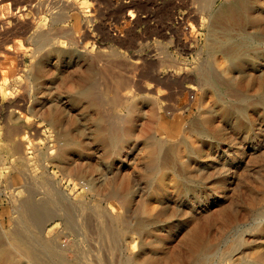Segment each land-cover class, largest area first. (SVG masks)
Segmentation results:
<instances>
[{"label":"rangeland","instance_id":"374dc122","mask_svg":"<svg viewBox=\"0 0 264 264\" xmlns=\"http://www.w3.org/2000/svg\"><path fill=\"white\" fill-rule=\"evenodd\" d=\"M0 17V250L264 262V0H0Z\"/></svg>","mask_w":264,"mask_h":264},{"label":"bare ground","instance_id":"6f19581e","mask_svg":"<svg viewBox=\"0 0 264 264\" xmlns=\"http://www.w3.org/2000/svg\"><path fill=\"white\" fill-rule=\"evenodd\" d=\"M44 3V2H43ZM49 3V2H48ZM49 5V4H48ZM5 14H7V13H5ZM9 16H10V14H9ZM14 16V15H13ZM12 16V17H13ZM16 16V15H15ZM5 17H7V16H5ZM16 18V17H15ZM0 19H1V17H0ZM7 19V18H6ZM10 19H12V18H10ZM10 21V20H9ZM18 21V20H17ZM16 22V21H15ZM3 23V22H2ZM13 23V22H12ZM4 24V23H3ZM25 24V23H24ZM9 25V24H8ZM23 25V24H22ZM24 27V26H23ZM5 28V27H4ZM8 28V27H7ZM16 29V28H15ZM23 29V28H22ZM27 29V28H26ZM24 30V29H23ZM2 44H4V43H2ZM7 51V50H6ZM19 52V51H18ZM22 53V52H21ZM1 54V53H0ZM2 54H5L4 52L2 53ZM8 54V53H7ZM10 54V53H9ZM6 55V54H5ZM1 56H3V55H1ZM17 56V55H16ZM19 56V55H18ZM19 58H20V56H19ZM21 59V58H20ZM17 61H19V60H17ZM2 75V74H1ZM18 75V74H17ZM13 78H15V76L13 77ZM18 78V77H17ZM7 80V79H6ZM87 96V95H86ZM89 97V96H88ZM114 133V132H113ZM108 138L110 139V141L112 142V144H115L116 142H117V140L119 139L115 134H109L108 135ZM34 208V207H33ZM44 210V209H43ZM37 211V210H36ZM43 212H45V211H43ZM46 212H48V211H46ZM36 213V212H35ZM37 214V213H36ZM33 215H35V214H33ZM48 215V214H47ZM46 215H44V213L40 216L41 218H39V219H41V220H43L44 219V217H45ZM69 216V215H68ZM39 217V216H38ZM70 219V218H69ZM39 222V221H38ZM32 256H34V254L32 255ZM51 257L52 258H54V259H59L60 258V256H59V253L57 252V251H52L51 252ZM34 258V257H33ZM0 261H2V262H4L5 264H19V263H17L15 260H13V258H11L10 257V252H7V251H5V250H0ZM256 264H264V262H262L261 260H258L257 262H256Z\"/></svg>","mask_w":264,"mask_h":264}]
</instances>
